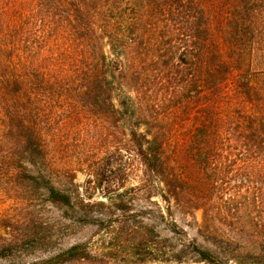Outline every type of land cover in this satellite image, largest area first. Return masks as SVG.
<instances>
[{"label": "trees", "instance_id": "16d2710c", "mask_svg": "<svg viewBox=\"0 0 264 264\" xmlns=\"http://www.w3.org/2000/svg\"><path fill=\"white\" fill-rule=\"evenodd\" d=\"M52 68L59 81L78 78L83 111L131 126L128 141L111 137L117 145L101 165L89 161L88 189L92 177L121 173L128 148L163 185L171 236L155 247L144 239L146 255L163 264H264V0H0V175L40 179L52 203L74 209L49 162L46 99L60 94L49 86ZM158 92L175 100L169 114L154 112ZM173 209L202 211L201 243ZM10 228L0 262L25 264L33 235ZM107 258L81 243L31 264Z\"/></svg>", "mask_w": 264, "mask_h": 264}, {"label": "rangeland", "instance_id": "374dc122", "mask_svg": "<svg viewBox=\"0 0 264 264\" xmlns=\"http://www.w3.org/2000/svg\"><path fill=\"white\" fill-rule=\"evenodd\" d=\"M59 67L64 69L65 66ZM52 71L49 86L60 94L52 93L46 99L50 105L46 118L51 123L45 128L49 135V162L57 171L52 176L53 183L71 196L74 209L52 203L47 192L40 188L43 183L40 179L36 182L20 175H0V237L10 239V227L15 225L32 233L31 252L22 259L25 264L49 259L81 243L89 244L95 254H108L107 264H163L154 260L155 253L146 255L143 244L150 240L155 247L159 236H171L161 220V214L166 212L169 204L161 197L163 185L156 179L147 178L146 169L132 148L123 151L124 157L119 161L122 171L118 176L107 171L102 176L92 177L93 189H88L91 176L87 164L94 161L98 167L104 162L106 153L109 155L114 151L117 144L111 138L113 135L121 141H128L130 124H122L117 129L114 119L105 123L94 114L83 111L78 98L81 88L78 78L69 80L63 77L59 81L57 68ZM59 71L65 74L66 69ZM119 99L117 97L116 103ZM165 99L169 101L165 102ZM152 100L159 105L154 112L162 109L166 114L175 101L160 92L155 93ZM78 112H82L81 118ZM156 117L161 121L171 120L164 114ZM2 130L0 126V133ZM82 201L91 207L81 206ZM173 212V220L179 227L190 239L198 238L201 243L195 220L201 222L202 211L194 216L180 214L175 209ZM0 263L10 264L9 259Z\"/></svg>", "mask_w": 264, "mask_h": 264}]
</instances>
